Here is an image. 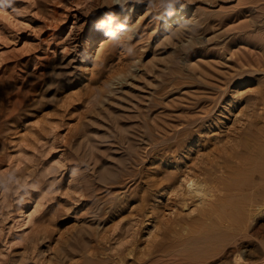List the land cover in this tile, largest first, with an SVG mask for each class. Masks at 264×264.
<instances>
[{
	"label": "rangeland",
	"instance_id": "rangeland-1",
	"mask_svg": "<svg viewBox=\"0 0 264 264\" xmlns=\"http://www.w3.org/2000/svg\"><path fill=\"white\" fill-rule=\"evenodd\" d=\"M173 12L158 0L0 4V264H264V215L191 256L185 226L201 205L184 189L227 164L218 155L246 117L264 116V0ZM107 13L132 28L131 53L96 29ZM257 176L249 166L231 181Z\"/></svg>",
	"mask_w": 264,
	"mask_h": 264
},
{
	"label": "bare ground",
	"instance_id": "bare-ground-1",
	"mask_svg": "<svg viewBox=\"0 0 264 264\" xmlns=\"http://www.w3.org/2000/svg\"><path fill=\"white\" fill-rule=\"evenodd\" d=\"M246 118L247 119L242 125L243 127L241 128V130H236L237 132H234L235 137L232 138V140L228 141L226 144L222 143L223 145H225L224 152L222 154L219 152L220 155L217 154L218 156H220V158L222 155H226L224 157H226L225 159L227 160L225 161L224 159V161L223 160L221 161L226 162L227 164L225 165L223 163L222 165L221 162H219V164L216 163L217 165L216 166L213 163L208 167L206 166V168H204L205 167L204 165V167H202L204 169L201 170L200 168L199 170L202 171L203 174H205L204 178H200V177L198 178L197 176L196 178L195 176L194 177L190 176L186 180V183L184 185L185 186L184 189L186 190L187 196L199 197L200 198L199 205H201V208H199L200 213L198 215V218L195 219V224H192V226L191 224L185 226L186 228H188L187 233L188 236H190V240H188L189 245L196 246L191 256L202 257V255L204 256L207 255L209 252H211V250L208 247L210 244L209 242L214 243L215 241H217V238H215L216 233L221 232V234H224L225 233V232L223 233L224 229L226 230L228 229L226 231V234H224L226 236L220 238L219 241L224 246H227L234 240V238L237 237L238 234H240L243 230L246 229L247 222H249L250 219L255 221L260 216L264 215V129L260 128L261 126L260 124L261 122H263L264 116L261 113L257 114L254 111L249 118L248 117ZM246 128H247V132H245ZM215 149H214V153L216 151ZM210 154L212 155V153ZM201 164L203 165L204 162ZM233 165H235L236 167L241 166V169L240 168L237 169ZM249 166L253 167L254 173L259 174V176H257L259 178L258 182L254 180L255 181L254 183L253 181L250 180V182H248L249 184L245 185V182L242 184V181L240 182L239 181L235 182V180L234 182L231 181L233 180L232 178L234 177V175L236 177L237 173L247 171ZM195 173L197 174L196 171ZM245 194H246V198L245 196H243ZM199 198L197 199L199 200ZM202 244H203L202 247L199 246ZM258 246L259 245H256L255 247ZM94 257L95 256H93V258ZM242 258L243 256L241 253H236L233 257V263L252 264ZM84 264H99V263L89 259ZM109 264H121V262L114 259V260H110Z\"/></svg>",
	"mask_w": 264,
	"mask_h": 264
},
{
	"label": "clouds",
	"instance_id": "clouds-1",
	"mask_svg": "<svg viewBox=\"0 0 264 264\" xmlns=\"http://www.w3.org/2000/svg\"><path fill=\"white\" fill-rule=\"evenodd\" d=\"M12 0H0V4H10ZM128 0H113V3L120 5L124 9V5ZM137 2H144V0H137ZM159 5L164 8L165 14L171 16L174 14V6L180 4V0H158ZM150 7H155L157 0H147ZM181 27H188L191 21L178 22ZM96 29L102 31L118 46L124 47L127 52L131 53L132 46L130 43L133 38V30L125 22L119 21L112 13H107L105 18L96 24Z\"/></svg>",
	"mask_w": 264,
	"mask_h": 264
}]
</instances>
